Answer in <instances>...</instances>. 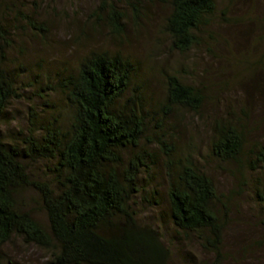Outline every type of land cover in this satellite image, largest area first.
I'll use <instances>...</instances> for the list:
<instances>
[{
  "label": "trees",
  "instance_id": "16d2710c",
  "mask_svg": "<svg viewBox=\"0 0 264 264\" xmlns=\"http://www.w3.org/2000/svg\"><path fill=\"white\" fill-rule=\"evenodd\" d=\"M119 1L101 0L91 17L122 37L128 19L139 24L141 4L129 5V16ZM140 1L168 7L163 32L171 50L179 53L199 44L217 10L215 0ZM5 18L0 11V122L18 97L6 68L12 31ZM24 18L35 27L31 17ZM136 67L119 52L92 53L61 84L72 108L67 130L42 126L30 131L21 145L6 143L0 131V264L2 248L14 237L48 252L52 264H173L161 234L141 224L135 210L139 177L151 159L136 151L147 131V114L138 107L142 104L124 101ZM164 85L157 117L166 118L175 109L200 115L204 88L178 75H167ZM249 116L247 111L231 112L215 120L208 157L234 165L238 192L250 189L264 208V140L250 141L254 131ZM159 144V150L167 146ZM33 161L53 162V179L35 180L27 167ZM247 174L252 175L250 185ZM29 190L38 195L47 226L22 208L21 195ZM168 201L175 229L196 236L203 249L215 254L212 264H220L230 196L220 194L206 171L187 157L173 172Z\"/></svg>",
  "mask_w": 264,
  "mask_h": 264
},
{
  "label": "rangeland",
  "instance_id": "374dc122",
  "mask_svg": "<svg viewBox=\"0 0 264 264\" xmlns=\"http://www.w3.org/2000/svg\"><path fill=\"white\" fill-rule=\"evenodd\" d=\"M137 1L141 4L139 24L128 19L125 35L117 37L107 24L91 17L101 0H0V11L12 31L6 68L18 95L1 119L2 138L21 145L30 131L42 126L67 130L72 108L61 84L92 53H122L137 66L124 101L142 104L138 107L147 114V131L136 150L151 156L148 169L139 177L140 193L135 198L139 222L161 234L172 250L173 264H212L216 260L196 236L180 233L170 221L171 177L191 157L213 179L217 191L231 198L220 264H264V208L250 189L238 192L239 174L234 165L208 157L214 121L227 113L249 112L254 131L250 141L264 140V0H215L217 10L210 26L188 53L170 48L163 32L169 13L166 5L140 0H120L118 5L130 16L129 5ZM25 16L33 19L35 27ZM167 75H178L205 89L200 115L175 109L166 118L157 117ZM160 142L166 148L159 150ZM27 167L35 180L53 179L51 161L28 162ZM251 176L247 174L249 185ZM21 206L47 226L35 192H24ZM1 254L3 264H52L48 252L16 237Z\"/></svg>",
  "mask_w": 264,
  "mask_h": 264
}]
</instances>
